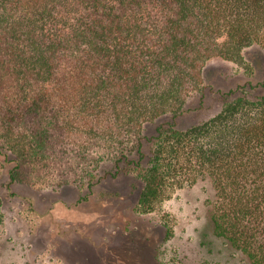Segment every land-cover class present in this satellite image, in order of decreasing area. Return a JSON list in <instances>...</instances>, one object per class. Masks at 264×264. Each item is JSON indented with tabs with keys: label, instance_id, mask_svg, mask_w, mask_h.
I'll list each match as a JSON object with an SVG mask.
<instances>
[{
	"label": "trees",
	"instance_id": "16d2710c",
	"mask_svg": "<svg viewBox=\"0 0 264 264\" xmlns=\"http://www.w3.org/2000/svg\"><path fill=\"white\" fill-rule=\"evenodd\" d=\"M253 46L264 54V0H0V155L12 157L11 182L90 187L110 164L111 176L141 181L137 208L149 213L205 181L213 234L264 264V92L231 90L187 129L161 124L143 153L144 125L181 114L210 59L251 77Z\"/></svg>",
	"mask_w": 264,
	"mask_h": 264
},
{
	"label": "rangeland",
	"instance_id": "374dc122",
	"mask_svg": "<svg viewBox=\"0 0 264 264\" xmlns=\"http://www.w3.org/2000/svg\"><path fill=\"white\" fill-rule=\"evenodd\" d=\"M250 77L234 62L214 57L204 68V88L192 93L181 114L144 125L143 153L161 124L187 129L217 114L231 90L264 81V54L245 50ZM11 156L0 155V264H251L228 241L213 234L210 185L176 188L149 213L137 208L141 181L132 174L103 177L89 186L39 190L13 183Z\"/></svg>",
	"mask_w": 264,
	"mask_h": 264
}]
</instances>
